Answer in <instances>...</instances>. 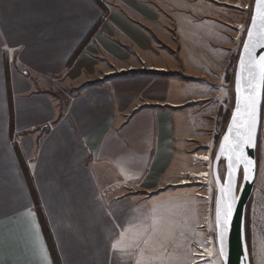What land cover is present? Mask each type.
<instances>
[{"label": "crops", "instance_id": "obj_1", "mask_svg": "<svg viewBox=\"0 0 264 264\" xmlns=\"http://www.w3.org/2000/svg\"><path fill=\"white\" fill-rule=\"evenodd\" d=\"M237 3L0 0V264H149L117 239L214 152Z\"/></svg>", "mask_w": 264, "mask_h": 264}, {"label": "rangeland", "instance_id": "obj_2", "mask_svg": "<svg viewBox=\"0 0 264 264\" xmlns=\"http://www.w3.org/2000/svg\"><path fill=\"white\" fill-rule=\"evenodd\" d=\"M248 26L243 30L245 37ZM234 63L229 65L227 83L218 91L222 109L221 119L216 128L217 136L213 154L218 149L228 114L234 108ZM191 155L189 158L192 163ZM206 162L200 161L198 164L201 163L202 166H193L196 169L195 173L206 169L209 165V162ZM229 164L228 154H225L221 166V178L225 184H228L230 179ZM239 170L237 190L240 189L244 178L243 169ZM211 173L208 177L198 179L201 183H197L198 180L195 177L188 176L191 180V184L188 185H180L186 178L185 175H180L175 186L153 194L152 200L149 199L146 204L137 208L143 217V222L138 227L139 231L132 229L127 231L131 234L124 232L123 236L127 237L122 238L121 235V238L117 239V246L142 247L146 250L145 256L149 264L156 261L158 264H223L217 247L215 222L217 191L214 189L215 181L213 175L211 178ZM246 238L251 263L264 264V101L257 147L256 184L246 212ZM211 243L216 252L214 257L209 258L210 255L201 257L200 254H205V250ZM203 258H209V260L202 262Z\"/></svg>", "mask_w": 264, "mask_h": 264}, {"label": "water", "instance_id": "obj_3", "mask_svg": "<svg viewBox=\"0 0 264 264\" xmlns=\"http://www.w3.org/2000/svg\"><path fill=\"white\" fill-rule=\"evenodd\" d=\"M255 2L253 3V11L251 16V21L248 26V30L251 27L253 16L255 14ZM248 30L246 33V37L244 39V43L242 46V50L237 62L236 74H235V106L233 109L232 116L230 118L228 127L222 136L218 149L213 156V165H212V175L216 185L217 198L215 204V222L217 228V247L219 252L223 246L224 253L222 255L223 264H252L251 257L249 253V248L247 244L246 238V212L248 204L252 198L255 184H256V174H257V147H258V138L259 132L261 128L262 122V111H263V101H264V84L260 85L259 88V103L257 105V122L255 131L252 138L251 144L243 145V154L242 160L243 162H237L235 159V155H233L232 165L234 167V163L236 162L239 166L234 167L235 171L233 172L231 178L229 179L228 184H225L221 178V166H222V158L225 154L221 153L222 146L227 148L225 145L224 137L229 135V129H232L230 139L232 141H236L237 139H243L246 136V128L240 127L239 125H233V116L236 115V107L238 103L239 94L237 93V82L238 80L241 83L242 90L246 93L247 89V74L241 72L240 62L241 59L247 60L248 54L245 52V45L249 43L248 41ZM251 55L253 58L257 59L260 56H264V47H261L259 44H256L254 47L250 45ZM243 110V106H242ZM237 132L241 134L240 137H237ZM251 160L252 164L246 167V161ZM240 168L243 169V183L240 186V189L237 190L238 179L240 174ZM232 171V169H231ZM247 177V178H246ZM231 185L232 193L231 196L235 197V204L233 207V212L230 220L228 221L227 229L223 227V224H217L216 220V209L218 202L223 198L224 200H229L231 196L227 193V189ZM225 189V192H221V189ZM221 220H223V216H221Z\"/></svg>", "mask_w": 264, "mask_h": 264}, {"label": "snow or ice", "instance_id": "obj_4", "mask_svg": "<svg viewBox=\"0 0 264 264\" xmlns=\"http://www.w3.org/2000/svg\"><path fill=\"white\" fill-rule=\"evenodd\" d=\"M248 41L249 43L245 45V52L248 54V59H241L240 67L241 72L247 74V89L245 93L242 90L240 81L237 82V93L239 94L238 103L236 107V115L233 116V125L246 128V136L243 139H237L232 141L230 139L232 129H229V135L224 137L225 145L227 148H221V153H228V159L230 161L229 167L232 171L229 172V177L231 178L235 168L232 165L233 155H235L236 161L243 162V145L251 144L253 134L257 122V105L259 103V88L261 84H264V56H260L257 59L253 58L251 55L250 45L254 47L259 44L264 47V0H256L255 2V14L253 16L252 24L248 30ZM243 106V110H242ZM241 134L237 132V137ZM252 161H246V167L251 165ZM247 178V177H246ZM221 192H225V189H221ZM227 193L231 196L232 187L229 185ZM235 204V197L231 196L229 200H224L218 202L216 209V220L217 224H223V227L227 229L228 221L230 220L233 212V207ZM223 216V220H221ZM123 236V233H121ZM116 248V245H113ZM221 253H224L223 246L220 249Z\"/></svg>", "mask_w": 264, "mask_h": 264}, {"label": "trees", "instance_id": "obj_5", "mask_svg": "<svg viewBox=\"0 0 264 264\" xmlns=\"http://www.w3.org/2000/svg\"><path fill=\"white\" fill-rule=\"evenodd\" d=\"M253 3H254V0H253ZM244 38H245V36H244ZM75 58H76V55H75ZM75 58H73L72 61H74ZM238 59H239V56H238L237 60L234 63L235 64L234 75L236 74V68H237ZM72 61H71V63H72ZM234 88H235V86H234ZM234 106H235V103H234ZM232 113H233V110L230 111L229 114H228V119H227L226 124H225L224 132L222 133L220 139L222 138V136L224 135V133H225L227 127H228V124H229L230 118L232 116ZM214 155H215V153L213 154V156ZM18 156L20 158V161H21V165H22L24 174H25V176L27 178V181L29 183V187H30V190H31V193H32L34 202H35L36 212H37V215L39 217V221H40V224H41V228H42L43 233L45 235V238H46V240H47V242H48V244H49V246L51 248V251L53 253V256H54L55 260L58 262L57 252H56V248H55V244H54V239H53V236L51 234V230H50V227H49V223H48V221H47V219H46V217H45V215H44V213H43V211L41 209L40 201H39V198H38V194H37L36 190L33 187L32 178H31L29 169L26 166V164H25L22 156L19 153H18Z\"/></svg>", "mask_w": 264, "mask_h": 264}, {"label": "bare ground", "instance_id": "obj_6", "mask_svg": "<svg viewBox=\"0 0 264 264\" xmlns=\"http://www.w3.org/2000/svg\"><path fill=\"white\" fill-rule=\"evenodd\" d=\"M200 157V161H202V162H209L210 161V156L209 155H207V154H202V155H199ZM197 166H202V164L200 163V164H198ZM239 165L235 162L234 163V167H238ZM210 167L209 168H206V169H203V170H201V171H199V172H197V173H194V175H192L193 177H195L197 180L198 179H202V178H204V177H208L209 175H210ZM197 183H201V181L200 180H198L197 181ZM188 184H191V182L189 181V177H187V178H185V179H183V182H181L180 183V185H188ZM215 248H214V245L211 243V245H210V247H208V249H206L205 250V254H200V256L202 257V256H204V257H206L207 255L209 256V258H213L214 257V255H215ZM219 254H220V256H221V258H222V255H221V253L219 252ZM209 258H203L202 259V262H205V261H207V260H209ZM222 260H223V258H222ZM201 263V262H200ZM208 264H210V263H208Z\"/></svg>", "mask_w": 264, "mask_h": 264}, {"label": "built area", "instance_id": "obj_7", "mask_svg": "<svg viewBox=\"0 0 264 264\" xmlns=\"http://www.w3.org/2000/svg\"><path fill=\"white\" fill-rule=\"evenodd\" d=\"M235 6H238V7H240L241 9H244L245 11H250L251 12V14H252V10H253V5H245V6H241V5H239L238 3L235 5ZM244 26L243 25H240L239 26V31H238V35H237V38L238 39H241V37H242V33H243V30H244V28H243ZM209 156H210V161H209V165H207L206 167L208 168V167H210V172H212V165H213V153H209L208 154ZM200 156H199V154H197V153H193L192 155H191V158H192V163H193V165L194 166H197L198 165V163L200 162V158H199ZM206 163H208V162H206ZM192 175H194V172L193 173H188V174H186L185 176H186V178L189 176V177H193ZM211 178H212V173H211ZM189 181H191V180H189ZM215 185V184H214ZM214 189L216 190V185L214 186Z\"/></svg>", "mask_w": 264, "mask_h": 264}]
</instances>
